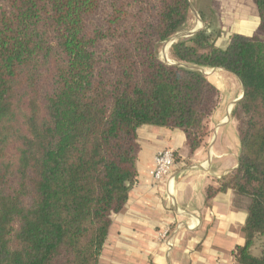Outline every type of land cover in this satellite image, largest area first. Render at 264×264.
I'll list each match as a JSON object with an SVG mask.
<instances>
[{"label": "trees", "instance_id": "obj_1", "mask_svg": "<svg viewBox=\"0 0 264 264\" xmlns=\"http://www.w3.org/2000/svg\"><path fill=\"white\" fill-rule=\"evenodd\" d=\"M253 2V35L220 47L202 29L169 63L157 46L190 0H0V264H99L136 182L138 129L179 128L192 150L208 135L220 90L202 68L243 86L238 164L207 192L247 213L236 264H264V0Z\"/></svg>", "mask_w": 264, "mask_h": 264}, {"label": "crops", "instance_id": "obj_2", "mask_svg": "<svg viewBox=\"0 0 264 264\" xmlns=\"http://www.w3.org/2000/svg\"><path fill=\"white\" fill-rule=\"evenodd\" d=\"M250 3L251 13L248 9L239 12L242 26L236 24L238 33L253 35L260 22L257 6L253 0ZM200 23L196 29L203 28ZM214 29L211 23L205 28L208 33ZM219 32L217 40L225 42L221 45L225 47L228 39ZM204 69L214 76L221 94L226 89L221 74L238 81L240 90L219 102V106H229V113L228 106L216 108L210 131L196 150H192L179 128L143 125L138 129L136 182L125 211L113 215L99 264H236L235 253L246 243L242 229L247 213L233 209L229 191L210 196L207 188L218 185L238 164L240 140L231 113L243 95V86L236 75L224 68ZM166 147L177 151L178 162L172 174L155 185L149 172L155 165V155ZM166 230L170 231L167 237L173 243L171 250L165 239H160ZM252 251L259 253V242Z\"/></svg>", "mask_w": 264, "mask_h": 264}, {"label": "rangeland", "instance_id": "obj_3", "mask_svg": "<svg viewBox=\"0 0 264 264\" xmlns=\"http://www.w3.org/2000/svg\"><path fill=\"white\" fill-rule=\"evenodd\" d=\"M248 1L251 2V0H190L191 7H190V13H189L187 22L171 38L158 44L157 50H158V54L160 58L169 63H174V59L172 58V54H171L172 44L177 42L180 39L191 36L192 34H189V32L194 31L200 22H202L200 23L202 24V27H203L202 29H205L206 25L208 23H211L212 27L216 28L213 30L212 33H217L219 31H222L223 39L229 40L232 34L238 33L236 29V24H241L242 22L241 21L242 19H239V16H241L242 13H239V12L245 9L250 10L249 11L250 13L252 12L250 8L252 4ZM239 7H242V8L239 9ZM236 12L239 15H236L235 14ZM178 34H180L179 38L174 40V37H176V35ZM216 43L218 46L221 47V45L224 44L225 42L221 43V42H218L217 40ZM208 69H211V68H207V70ZM207 75L211 79L216 81V79L214 78L212 74H207ZM220 78L224 82V87H226V89L223 90L222 94L220 92V100L222 97L223 99L224 98L228 99V97L236 94V92L240 90V85L237 80H234V77H229L228 75L221 74ZM227 106L228 105L226 103H220L219 108L225 109ZM229 111L230 109L228 106L227 112L229 113ZM231 119L232 121H234L235 125L237 126L236 119H234L233 117ZM210 124H211V118H210L209 125Z\"/></svg>", "mask_w": 264, "mask_h": 264}, {"label": "built area", "instance_id": "obj_4", "mask_svg": "<svg viewBox=\"0 0 264 264\" xmlns=\"http://www.w3.org/2000/svg\"><path fill=\"white\" fill-rule=\"evenodd\" d=\"M155 165L150 170L149 174L153 179L155 185H159L161 182L165 181L174 171L176 164L178 162L177 151L173 148L166 147L160 150L155 155ZM182 223H178L177 226L180 227ZM169 230L162 232L160 234V239H165L168 249L171 250L173 247V243L170 239H168L167 234Z\"/></svg>", "mask_w": 264, "mask_h": 264}, {"label": "water", "instance_id": "obj_5", "mask_svg": "<svg viewBox=\"0 0 264 264\" xmlns=\"http://www.w3.org/2000/svg\"><path fill=\"white\" fill-rule=\"evenodd\" d=\"M198 30H200V29H195L194 31L189 32V34H193V33H195V32L198 31ZM179 36H180V34L176 35V37H174V40L178 39ZM171 43H172V42H171ZM202 70L207 74V72H206V70H205L204 68H202ZM243 96H244V92H243L242 97H243ZM242 97H240L237 101H239ZM237 101H236V102H237ZM236 102H235V103H236ZM235 103H234V104H235Z\"/></svg>", "mask_w": 264, "mask_h": 264}, {"label": "bare ground", "instance_id": "obj_6", "mask_svg": "<svg viewBox=\"0 0 264 264\" xmlns=\"http://www.w3.org/2000/svg\"><path fill=\"white\" fill-rule=\"evenodd\" d=\"M170 44V43H169Z\"/></svg>", "mask_w": 264, "mask_h": 264}]
</instances>
